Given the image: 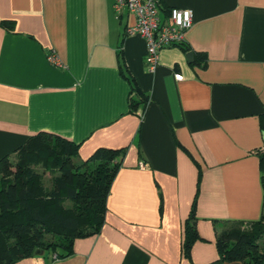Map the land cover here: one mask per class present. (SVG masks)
Instances as JSON below:
<instances>
[{
    "label": "crops",
    "instance_id": "0c3cea01",
    "mask_svg": "<svg viewBox=\"0 0 264 264\" xmlns=\"http://www.w3.org/2000/svg\"><path fill=\"white\" fill-rule=\"evenodd\" d=\"M171 7L192 11L194 59L167 47L151 72L146 40L126 34L134 16L118 18L113 0H0V159L39 132L79 144L78 163L125 148L100 233L67 257L13 264H245L222 260L216 239L262 216L264 0H162L161 16ZM121 60L149 98L136 113ZM199 173L200 239L186 257Z\"/></svg>",
    "mask_w": 264,
    "mask_h": 264
},
{
    "label": "trees",
    "instance_id": "16d2710c",
    "mask_svg": "<svg viewBox=\"0 0 264 264\" xmlns=\"http://www.w3.org/2000/svg\"><path fill=\"white\" fill-rule=\"evenodd\" d=\"M1 24L9 27L10 22L1 20ZM179 47L190 51L186 44ZM197 56L195 63L199 61ZM120 70L131 84L130 112L136 113L149 98L139 89L123 60ZM261 121L264 131V119ZM78 152L79 144L39 132L16 149L13 158L6 155L0 159V264L35 256L37 249L58 258L67 257L74 252L77 238L100 233L110 186L125 148L100 147L81 163L75 160ZM257 153L264 191V149ZM200 181L201 173L184 224L182 250L186 257L200 239L196 215ZM263 240L264 195L261 218L226 226L217 233L216 245L224 261L264 264Z\"/></svg>",
    "mask_w": 264,
    "mask_h": 264
},
{
    "label": "built area",
    "instance_id": "2783aa9c",
    "mask_svg": "<svg viewBox=\"0 0 264 264\" xmlns=\"http://www.w3.org/2000/svg\"><path fill=\"white\" fill-rule=\"evenodd\" d=\"M162 0H113L118 18L131 14L135 21L128 24L126 34L140 35L147 42L146 66L153 72L159 64L162 49L186 44V34L194 24L192 11L187 8L171 7L161 16ZM52 60L55 57L51 56ZM145 168L146 163L140 162Z\"/></svg>",
    "mask_w": 264,
    "mask_h": 264
},
{
    "label": "water",
    "instance_id": "95a60500",
    "mask_svg": "<svg viewBox=\"0 0 264 264\" xmlns=\"http://www.w3.org/2000/svg\"><path fill=\"white\" fill-rule=\"evenodd\" d=\"M187 57H188V60H189L190 62H192L193 59H194V53H193L192 51H189V52L187 53ZM42 253H43V252H42L41 249H37V250H35V255H40V254H42Z\"/></svg>",
    "mask_w": 264,
    "mask_h": 264
},
{
    "label": "rangeland",
    "instance_id": "374dc122",
    "mask_svg": "<svg viewBox=\"0 0 264 264\" xmlns=\"http://www.w3.org/2000/svg\"><path fill=\"white\" fill-rule=\"evenodd\" d=\"M46 180H47L48 183H50V175H49V173H46Z\"/></svg>",
    "mask_w": 264,
    "mask_h": 264
}]
</instances>
